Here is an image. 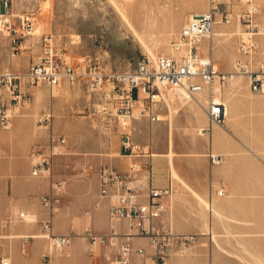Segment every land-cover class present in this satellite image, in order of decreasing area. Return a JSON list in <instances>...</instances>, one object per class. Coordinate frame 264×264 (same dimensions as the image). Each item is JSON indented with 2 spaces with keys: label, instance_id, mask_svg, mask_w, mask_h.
Instances as JSON below:
<instances>
[{
  "label": "rangeland",
  "instance_id": "obj_1",
  "mask_svg": "<svg viewBox=\"0 0 264 264\" xmlns=\"http://www.w3.org/2000/svg\"><path fill=\"white\" fill-rule=\"evenodd\" d=\"M116 1L128 8L127 16L136 25L144 41L127 26L113 0H13V12L17 17L14 27L23 48L15 56L11 55L10 37L4 33L5 27L2 26L0 71H27L32 61L52 45L55 56L63 54L78 70L91 59L107 72L127 73L135 70L138 61L145 55L157 57L172 54L171 40L181 31L190 14L216 7L215 25L224 33L218 36L211 33L201 42L200 50L212 57L220 71L229 73L236 60L247 58L241 50V44L242 36L250 24L247 21L250 10H256L252 16L254 21H264V0ZM25 13L34 18V34L31 36H23L20 27L19 17ZM46 35L51 37V44L46 45L41 37ZM254 40L256 49L253 60L258 64L264 62V35H257ZM21 58L27 59V67L15 69L14 65L19 64ZM86 80L85 77L75 85L63 81L57 87L46 83L28 87V102L17 108L11 128H0V229H3L0 232L3 237L0 263L3 255L10 257L11 253L18 252L23 258L22 264H73L58 259L68 255L75 241L72 249L82 248L79 237L89 246L90 260L97 252L103 253L104 247L110 248L106 245L94 247L85 238L86 223L90 221V217L85 214L90 209L88 207L72 216L76 226L71 233L74 231L78 235L63 251L52 247L48 238L39 237L43 233L40 224L23 222L19 218L22 211L36 213L39 217L41 210L48 214L41 203L43 195L57 192L62 206L66 186L64 182L68 181V175L59 179H55V176L59 173L66 175L64 169L67 162L84 156L86 144L80 143L82 139L92 142L98 138L110 145L114 138L127 133L126 128L131 120L110 115V101L105 106L108 108L104 109L97 95L89 91ZM220 95L229 106L230 124L225 121L222 127L212 125L220 127L227 135L232 130L237 143L262 149L263 152L255 154L264 158V95L253 93L248 77L242 75L234 76L224 85ZM165 96L172 116L194 102L180 101L171 91H167ZM91 103L96 109H102L104 114L90 115V108L94 110ZM49 111L54 112L50 122L38 123V117ZM16 118L22 119L18 127L14 124ZM147 123L150 126L148 120ZM13 131L15 135L4 137ZM51 131L66 135L68 140L66 152L55 157L60 171L49 177L32 176V149L46 144ZM253 188L254 192L259 193L264 191V184L254 183ZM205 204L213 213L206 217V223L209 226L213 224V230L180 232L196 234L197 241L187 247L172 248L170 264H264V200L253 201L251 208L247 209L251 213L249 216L244 215L245 208H235L227 201H220L218 206L210 202ZM246 219L250 220L247 224L244 221ZM62 225L63 222L58 223V226ZM5 243L8 245L5 246Z\"/></svg>",
  "mask_w": 264,
  "mask_h": 264
},
{
  "label": "built area",
  "instance_id": "obj_2",
  "mask_svg": "<svg viewBox=\"0 0 264 264\" xmlns=\"http://www.w3.org/2000/svg\"><path fill=\"white\" fill-rule=\"evenodd\" d=\"M3 12L0 24L4 33L10 37L11 55L15 56L23 48L22 41L16 35L13 12V0H2ZM254 8V7H253ZM256 10H250L247 21L250 24L242 36L241 50L246 59H238L229 73L222 72L211 56L200 50L201 42L209 37L216 24L217 8L193 12L181 31L171 40L172 54L157 57L145 55L135 70L127 73L107 72L96 66L92 60L86 61L78 70L66 56H55L52 45L34 59L27 71L12 69L0 71V128H11L17 108L28 102L27 89L42 83L57 87L63 81L77 82L87 78L92 91L106 88L110 101V115H118L124 120L137 117H149L159 120V108L167 104L166 92L176 94L180 101H199V96L206 93L205 110L211 124L224 126L227 104L221 98L222 87L234 76L248 77L249 87L253 93L264 95V62L255 64L253 60L256 49L255 37L264 35V21L256 22L252 16ZM229 21V19H227ZM23 36L34 34V18L25 13L19 17ZM51 44L49 35L42 36ZM48 47V46H47ZM161 88L163 90H161ZM108 107H105V109ZM114 110V111H113ZM51 113L38 117L40 124L50 122ZM210 126L199 129V134L210 133ZM66 136L51 131L44 145L33 147L34 157L32 176L49 177L53 174L54 159L66 152ZM125 151L136 149L130 141L123 144ZM2 146L0 144V157ZM211 162H221L219 154H211ZM93 169V166H90ZM135 169V165L132 166ZM100 196L109 201L108 220L110 230L96 233L91 227L85 229V238L92 246H109L112 254L106 264H170V251L175 246H190L196 243L197 235L180 233L169 224H158L157 220L169 211L170 200L175 193L172 185L164 188H148L137 183L134 177L123 174L108 164L98 167ZM62 185V183H59ZM222 190L219 191L222 194ZM60 196L57 192L43 195L41 203L48 211L45 218L36 213L22 211L20 221L38 223L43 231L40 237L51 241L52 247L63 251L78 235L76 232L56 234L53 217L60 209ZM96 208L99 207L97 204ZM85 214L92 216L90 210ZM126 222V229L123 228ZM26 237V236H25ZM28 238V237H26ZM3 237L0 236V246ZM137 239L149 241L148 250L144 244H137ZM139 258V259H138ZM143 259L142 260H140ZM0 264H12L9 257H2Z\"/></svg>",
  "mask_w": 264,
  "mask_h": 264
},
{
  "label": "crops",
  "instance_id": "obj_3",
  "mask_svg": "<svg viewBox=\"0 0 264 264\" xmlns=\"http://www.w3.org/2000/svg\"><path fill=\"white\" fill-rule=\"evenodd\" d=\"M19 62L14 65L15 69L27 67V59L21 58ZM81 82L79 80L69 83L75 85ZM85 83L89 91L97 95L101 101L100 105L105 109L108 104L107 89L92 91L88 80ZM206 98V93L201 94L199 101H194L184 109L176 111L174 116L168 104L162 103L157 112L159 120H151L149 117L131 118L126 128L128 134L114 138L110 145L102 139L99 141L98 138L92 142L88 139L84 142L82 139L80 143L86 144V148L83 149L84 156L67 162L64 169L66 175L59 173L55 176V179H59L68 175V181L64 182L66 186L63 191L62 206L53 217L55 233H71L76 226L72 216L79 214L84 207L90 208L92 212L85 229L91 227L96 233H105L110 230L109 201L100 196L97 173L98 167L102 164H108L123 174L131 175L137 183L144 186V191L150 187L164 188L172 185L175 193L170 200V209L157 220V223L169 224L176 232L213 230V224L210 223L209 226L206 223V217L213 214L206 207L207 202L218 206L220 201H227L235 208H245L244 215L249 216L251 213L247 212V209L251 208L253 201L264 200V191L257 193L253 188L254 183L264 184V158L255 154L263 150L237 143L233 138L232 130H229L227 135L220 127L212 125L205 110ZM91 105L95 106L93 103ZM90 109V115L104 114L102 109L95 107L94 110ZM47 113H51L53 118L54 112L49 111L43 114ZM147 120L151 123L150 126ZM21 122L20 118L14 120L17 127L21 125ZM208 126L211 128L210 133L199 134V129ZM15 134L16 132L13 131L4 137L8 138ZM127 141L136 145L137 148L133 151L130 149L125 151L123 144ZM221 141L224 143L221 144ZM211 154H219L221 162L212 163ZM133 165L135 169H132ZM90 166H93V169H90ZM56 171H60V168H58V161L54 159L53 173ZM175 173L178 177L174 175ZM220 190L223 191L222 194L219 193ZM97 204L98 208L95 207ZM39 213L41 218L47 216L45 210ZM244 221L246 224L250 222L247 219ZM60 222L64 223L61 227L58 226ZM123 228L126 229V222H123ZM2 231L3 229H0V232ZM79 239L82 248L73 250L72 245L76 241L73 242L68 255L64 258L73 261V264H106L108 262L112 254L111 248L104 247L103 253L97 252V255L90 260L89 246L83 238L79 237ZM136 243L144 244L148 250L150 249L147 239H137ZM6 245L8 244L5 243ZM96 249L98 251V247ZM79 251H84L86 255L84 262L75 256ZM3 257L6 256L3 255ZM9 258L12 264L23 263V258H20L18 252L11 253ZM140 260L143 261L141 258Z\"/></svg>",
  "mask_w": 264,
  "mask_h": 264
},
{
  "label": "bare ground",
  "instance_id": "obj_4",
  "mask_svg": "<svg viewBox=\"0 0 264 264\" xmlns=\"http://www.w3.org/2000/svg\"><path fill=\"white\" fill-rule=\"evenodd\" d=\"M113 4L115 6V8L117 9L118 13L121 15L122 19L127 23V26L131 29V31L139 37H141V35L139 34L138 30H137V27L136 25L131 22V20L128 18L127 16V10L128 8L126 6H124L123 4H119V2H117L116 0H113ZM0 30H2V25L0 24ZM37 32V31H36ZM224 32H222L219 28H218V25H214V29H213V32L211 35H215V36H218V35H222ZM140 39V38H139ZM141 40H143V38L141 37ZM144 41V40H143ZM146 42V41H145ZM143 42V43H145ZM146 44V43H145ZM148 46V45H147ZM150 50V49H149ZM151 54L154 55V53L151 51ZM228 115H229V106L227 104V115H226V119L225 121L227 123H229V120L228 119ZM129 123V122H128ZM225 129H227V127H225ZM174 173V172H173ZM174 175H176L178 177V175L175 173ZM59 256H62V255H59ZM77 256L76 258H78V260H82V262H84L86 260V255L84 253V251H79L77 253ZM60 260L63 261V260H68L70 261L69 259L67 258H64V257H60ZM70 262H73V261H70Z\"/></svg>",
  "mask_w": 264,
  "mask_h": 264
}]
</instances>
